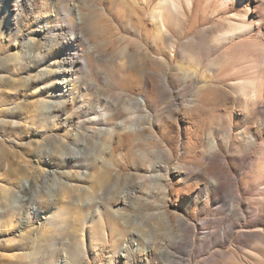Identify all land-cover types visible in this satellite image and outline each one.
<instances>
[{
	"label": "rangeland",
	"instance_id": "obj_1",
	"mask_svg": "<svg viewBox=\"0 0 264 264\" xmlns=\"http://www.w3.org/2000/svg\"><path fill=\"white\" fill-rule=\"evenodd\" d=\"M13 1L7 9L0 0V209L11 207L0 213V264H224L232 254L244 257L256 246L264 248V211L259 210L264 168L262 177L254 173L258 157H264V114H247L228 101L209 113L203 126L200 116L189 115L199 86L194 81L187 86L176 74L179 67L200 74L214 68L221 59L217 52L204 49L199 65L192 66L183 43L168 68L157 67L129 43L126 18L135 24L140 20L129 6L88 0L83 11L96 45L90 51L84 46L73 51L77 67L66 74L69 91L61 98L57 83L64 78L63 42L70 32H53L64 9L55 0H30V8L16 6L22 15L14 20L15 12L7 11L14 9ZM100 7L115 18L100 16L93 23L90 14L100 13ZM46 29L52 32L44 33ZM219 29L211 20L197 30V37L204 42ZM51 36L57 39L54 48L46 40ZM147 53L157 56L153 49ZM155 67L157 90L143 75ZM127 96L147 98V109L136 119L139 132L117 133L95 146L98 140L87 135L116 131L118 119L107 115L115 114L114 106L124 107ZM75 131L86 136L84 145L80 137L72 145ZM257 133L253 145L249 137ZM63 137L65 145L74 147L67 152L77 159L60 164ZM211 141L217 142L218 151L209 158ZM150 163L157 172L138 186ZM174 167L182 173H174ZM56 169V177L45 173V182L38 186L46 191L66 181L70 188L65 199L56 195L38 214L31 205L5 201L6 187L17 189L27 174ZM58 171L68 172V177ZM209 179L223 182L222 191L207 192ZM132 191H137L135 200L128 193ZM119 198L125 206L116 204ZM233 205L237 211L231 210ZM121 244L127 246L125 256L119 254Z\"/></svg>",
	"mask_w": 264,
	"mask_h": 264
},
{
	"label": "bare ground",
	"instance_id": "obj_2",
	"mask_svg": "<svg viewBox=\"0 0 264 264\" xmlns=\"http://www.w3.org/2000/svg\"><path fill=\"white\" fill-rule=\"evenodd\" d=\"M8 9L10 0H4ZM58 9H64L61 18V23L54 28V34L60 33L64 29H67L69 37L66 42H63L66 49V66L62 71V76L58 85H60L61 98L69 91L67 81L65 79L66 74L74 71L77 67L78 58L74 54V50L80 46L86 47L89 51L94 49L96 42L93 41L89 35L93 34L92 27H89L86 21V14L83 8L86 6L88 0H55ZM92 1V0H89ZM97 1V0H96ZM14 9L7 11H14L11 15L14 20L20 19L22 12L18 11L16 6H21L24 3L26 8H30L32 1L30 0H15ZM120 3L122 7L129 6L128 10L133 15L135 14L143 23L140 26L138 23H134L132 19L126 18L129 25V31L132 39L129 43L134 45L142 55L146 54L150 58L154 65L157 67H166L170 65L175 57V53L180 45L187 43L185 46L186 58L192 66H198L200 60V54L202 51L212 49L217 52L221 57L219 61L214 63V68L208 67L203 73L192 71L190 69H182L179 67L176 70L178 77H182L184 83L190 87L194 86V81L199 88L197 89L198 98L194 101V106L191 107L193 114L200 116V122L203 126L206 124L208 114L214 112L223 103L228 101L236 102L242 106L245 113H253L254 111H260L264 114V0H109L110 4ZM252 3V4H251ZM96 5V4H95ZM102 5V4H101ZM60 7V8H59ZM93 18L92 22L97 23L100 16L108 17V21L114 19L115 16H111L105 7H100V13L90 14ZM124 16V15H123ZM110 17V19H109ZM118 19L122 18V15L116 16ZM99 18V19H98ZM125 18V17H124ZM216 21L219 24V31L214 36L208 38L204 42L197 37V30L206 27L210 22ZM114 21V20H113ZM94 28V27H93ZM52 30L46 29L44 33H51ZM50 48H54V43L57 39L53 36L46 38ZM104 43H109L106 40ZM188 46H190L188 48ZM209 48H206V47ZM148 49L157 51V56H152L147 53ZM164 52L161 53V52ZM65 59V58H64ZM87 59V58H86ZM84 59L85 65L87 60ZM80 60V59H79ZM82 61V62H83ZM81 64V63H80ZM84 64V63H82ZM156 67L143 75L146 83L150 88L157 90V73ZM209 73V75H208ZM177 77V78H178ZM187 80V81H186ZM189 80V81H188ZM166 84L170 82L166 79ZM147 98L145 96L131 97L127 96L124 102V107H116L115 114L107 115L111 119L115 116L118 121L115 124L116 131L110 129L101 130L98 136H94V131L88 134V138H96L98 142L95 146H102L104 139H111L113 135L117 133L134 135L139 132L137 126V118H142V114L147 109ZM98 115L106 116L105 113L99 111ZM107 116L105 118H107ZM105 121V120H104ZM102 125H106L105 122H100ZM260 126L264 128V121ZM75 136L73 146H76V141L80 137L85 144V135L79 131L73 133ZM257 134H251L249 141L255 145L257 141ZM84 138V139H83ZM170 141H168L169 143ZM179 144V141H176ZM212 149L209 147L207 156L213 157L217 155V142H209ZM60 153L58 162L60 164L67 163L77 159L76 155L69 153L72 149L71 146L65 145L64 137L60 138ZM257 146V145H256ZM74 148V147H73ZM64 152L62 153V151ZM191 153V146L189 147L187 154ZM258 161L255 164L254 173L257 177L263 176L264 157H258ZM154 170L153 163H150L147 169L144 171L138 186L143 185V180L152 178V172ZM164 171L168 173L170 169L164 166ZM172 171L176 174H181L180 167H174ZM60 177L66 175L68 172L58 171ZM45 173L52 174L56 177V170H42L37 175L25 176V182L22 183L17 189L15 186H9L4 189V199L7 203L15 204L16 206L31 205L30 210L33 214L41 212V207L47 202H53L54 197L58 194L61 195V199H65L64 195L67 194L70 188L69 184L65 181H57L56 187H50L44 191L40 189L38 183L45 182ZM88 174V167L85 169L86 177ZM45 175V176H44ZM77 179L81 178V175H76ZM25 183V184H24ZM150 183H152L150 181ZM224 183L216 179H209L205 189L207 192L217 190L222 191ZM52 191L51 195L46 193ZM136 198L137 191L128 192ZM99 194V193H98ZM208 194V193H207ZM124 199V197H122ZM118 199V205L125 206V200ZM131 203L134 206V201ZM260 213L264 211V201L260 203ZM11 209L10 206L5 209H0V213H6ZM236 206H232V211H237ZM114 216L118 215L117 211H112ZM53 216V215H52ZM260 217V216H257ZM48 221V220H47ZM135 231H131L129 236H133ZM24 238V234H19ZM120 256H125L127 246L121 244ZM184 264H191L190 261ZM224 264H264V248L262 246H256L253 249V253L244 257H239L235 254L230 255Z\"/></svg>",
	"mask_w": 264,
	"mask_h": 264
}]
</instances>
